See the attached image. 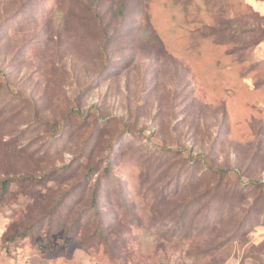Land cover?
<instances>
[{
    "label": "rangeland",
    "instance_id": "obj_1",
    "mask_svg": "<svg viewBox=\"0 0 264 264\" xmlns=\"http://www.w3.org/2000/svg\"><path fill=\"white\" fill-rule=\"evenodd\" d=\"M0 264H264V0H0Z\"/></svg>",
    "mask_w": 264,
    "mask_h": 264
},
{
    "label": "trees",
    "instance_id": "obj_2",
    "mask_svg": "<svg viewBox=\"0 0 264 264\" xmlns=\"http://www.w3.org/2000/svg\"><path fill=\"white\" fill-rule=\"evenodd\" d=\"M1 188H4V183L2 184V186H1ZM5 190V189H4ZM95 196H96V192H95V190L93 191V200L95 199ZM100 218V217H99ZM108 233H105L104 232V230L101 228V231H100V234H99V236L102 238L101 239V242H102V244L103 245H105L106 243H107V237H108V235H107Z\"/></svg>",
    "mask_w": 264,
    "mask_h": 264
}]
</instances>
